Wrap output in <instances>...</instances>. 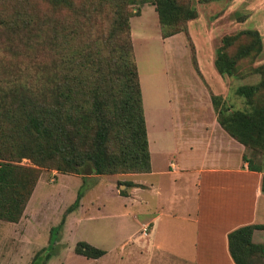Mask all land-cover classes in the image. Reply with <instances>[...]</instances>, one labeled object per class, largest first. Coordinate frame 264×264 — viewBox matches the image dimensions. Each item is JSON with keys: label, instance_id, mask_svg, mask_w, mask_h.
Listing matches in <instances>:
<instances>
[{"label": "rangeland", "instance_id": "obj_1", "mask_svg": "<svg viewBox=\"0 0 264 264\" xmlns=\"http://www.w3.org/2000/svg\"><path fill=\"white\" fill-rule=\"evenodd\" d=\"M174 2L191 8L195 16L160 27L152 0H0V132L10 126L6 140L13 143L12 147L23 142L29 147L33 136H20L15 132L16 123L18 119L26 122L23 114L28 116V107L39 111L44 101L43 121L55 117L57 120L52 133L45 136L49 142L57 143L53 158H44L43 164L25 157L12 158L18 160L15 164L35 169L37 180L19 219L0 220V264H31L34 254L47 246L49 229L62 216L63 223L43 264H87L82 256L74 255L77 241L116 246L114 237L119 240L120 235L136 228L122 213L127 210L118 196L127 186L123 173L79 175L57 169L64 167V156L77 158L93 149L95 125L91 128L93 124L82 117L88 118L94 100L102 101L107 109L104 117L113 124L106 135L105 150L116 151V136L120 135L116 101L125 59L121 46L126 41L138 76L146 135L151 144L165 138L169 148L176 147V143L192 137L190 133H199L200 124L188 125L189 120L192 115L206 116L205 106L212 107V97H216L218 108H250L235 89L264 79V0ZM17 16L32 21V29L20 33L9 26ZM51 27L60 34L61 43L55 54L42 39ZM244 30L257 32L259 49L253 48L237 58L232 74L218 77L213 64L215 50L222 44L223 36ZM37 34L41 38L33 40ZM250 40L249 35L241 34L227 47V53L232 55L239 45ZM80 80L83 88L78 87ZM35 86H39L37 91L27 93V87ZM96 86L98 97L93 94ZM17 93L29 96L35 105L18 107L14 104ZM251 102L253 106H264V87ZM25 103L29 104L26 100ZM191 106L198 107L196 112H190ZM170 120L176 125L173 135L166 128L163 130ZM180 123L194 127L180 131ZM149 153L151 179L159 182L158 170L167 162L169 152L152 146ZM242 156L260 167V174L264 175V149L243 146L241 159ZM163 181L164 177L161 184L168 186V180ZM81 184L79 209L74 215H68L71 211L64 214ZM253 232L251 242L264 247V229ZM246 261L264 264V252H251Z\"/></svg>", "mask_w": 264, "mask_h": 264}, {"label": "crops", "instance_id": "obj_2", "mask_svg": "<svg viewBox=\"0 0 264 264\" xmlns=\"http://www.w3.org/2000/svg\"><path fill=\"white\" fill-rule=\"evenodd\" d=\"M205 107L207 115H192L188 124H200L199 133H190L192 137L176 147L169 148L165 138L152 144L147 139L150 151L154 146L169 152L158 170L159 182L151 179V165L148 172L123 173L126 182L134 185L118 194L127 208L122 213L136 228L119 240L114 237L116 246L95 244L104 251L97 258L74 255L82 256L87 264H234L227 233L246 224H264L261 174L246 168L241 159L243 145L220 127L211 105ZM190 108L192 113L198 109ZM184 125L187 130L194 127ZM178 127L186 131L183 124ZM165 128L168 134L177 132L173 120ZM134 176L137 178L132 179ZM162 177L168 186L161 184ZM143 225L147 226L145 236L140 233Z\"/></svg>", "mask_w": 264, "mask_h": 264}, {"label": "trees", "instance_id": "obj_3", "mask_svg": "<svg viewBox=\"0 0 264 264\" xmlns=\"http://www.w3.org/2000/svg\"><path fill=\"white\" fill-rule=\"evenodd\" d=\"M139 1L142 2L143 0ZM152 4L160 27L170 26L178 19L187 20L195 16V12L191 8H183L177 5L174 0H152ZM123 23L124 25L126 24V16L123 18ZM31 24L32 21L17 16L13 18L9 26L13 25L16 32L22 33L26 32L27 29H32ZM53 24L55 25L56 23ZM241 34L249 35L251 37L250 42L246 45H239L235 52L229 55L227 53V47ZM125 37H128L127 29L125 31ZM39 38L41 37L37 34L33 40ZM42 39L55 54L56 48L61 43L60 34L57 29L51 27L45 34V39L43 37ZM121 48L125 59L122 62L123 68L121 70L119 95L116 101V103L118 102L117 110H119L118 115L120 118V135L116 136L118 147L115 152L105 150L104 143L106 135L108 130L113 127V124H111V119H105L104 117L107 109L103 107L102 101L94 100L93 107L91 106L89 109V119L85 115L82 117L85 121L88 120L87 122L93 124L91 128L95 125L93 149L77 158L64 156V167L62 169L57 168L60 173L72 172L79 175L84 173L110 175L114 173L148 172L150 170L148 138L146 136L144 114L140 99L141 94L138 76L128 42L126 41ZM253 48H255V51L259 49L257 32L254 30H244L231 36H223L222 44L215 50L213 59L216 72L219 75L232 74L235 60L248 54ZM47 77L46 75L44 78ZM38 79L41 80L42 78L38 77ZM40 80L36 82H40ZM79 82L80 86L78 87L83 88V80ZM38 87L35 86L34 89L27 87V93L31 90H34V92L37 91ZM261 87H264V79L254 85H242L235 89V93L242 96L246 103L250 105V108L247 110H232L231 108H227L229 110L227 112L226 107L218 108L216 97L211 98V104L216 113V121L220 127L244 147L257 146L264 149V106H253L251 104V98ZM93 94L95 97L99 96L97 86ZM14 100V104L18 107L25 105L33 107L35 105L29 96H14ZM25 100L29 104H26ZM43 103L45 101L39 106V111L27 106L31 111L28 113V116L23 114V119L26 122L20 123L18 119L16 123L15 132H18L20 136H24V133L33 136V141L30 142L29 147L26 146L25 142L15 143L14 147H12L13 143L6 140V137H8L6 131L10 126L0 132L3 135V138L0 139V220L16 222L19 219L37 180V172L35 169L15 164L14 161L18 160H13L12 158L25 157L29 158L33 163L43 164L44 158H49V156L50 159L53 158L52 154L56 151L57 143L49 142V139L45 137L52 133L54 129L52 125L55 124L56 117L55 119L52 118V120L48 119L46 123L43 121L44 118L42 119V115L46 112L45 109H42L44 106ZM56 130H59V128H56ZM242 160L246 163L248 170L260 172V167L253 165L244 156H242ZM82 184L77 189L74 200L65 208L64 214L69 213L77 207L78 200L83 192ZM125 185L134 184L126 183ZM260 191L264 194V175L261 176ZM120 194H123V192L120 191ZM62 223L63 216L56 226L49 229L47 246L39 249L34 254L31 264H43L49 257L51 244L55 240V233L61 227ZM255 229H264V224H246L236 227L227 233V249L234 264H247L246 259L249 253L264 252L263 246L251 242V234ZM73 250L75 253L86 258H97L104 253L103 250L85 241H77Z\"/></svg>", "mask_w": 264, "mask_h": 264}, {"label": "built area", "instance_id": "obj_4", "mask_svg": "<svg viewBox=\"0 0 264 264\" xmlns=\"http://www.w3.org/2000/svg\"><path fill=\"white\" fill-rule=\"evenodd\" d=\"M140 233L142 236H145L147 234V226L143 225L140 229Z\"/></svg>", "mask_w": 264, "mask_h": 264}]
</instances>
